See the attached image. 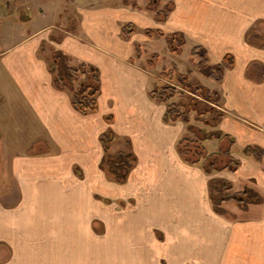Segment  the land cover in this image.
Wrapping results in <instances>:
<instances>
[{
  "label": "crops",
  "instance_id": "crops-1",
  "mask_svg": "<svg viewBox=\"0 0 264 264\" xmlns=\"http://www.w3.org/2000/svg\"><path fill=\"white\" fill-rule=\"evenodd\" d=\"M128 1L0 0V185L12 184L0 193V264H264V201L223 204L256 209L233 219L215 213L209 192L211 180H223L264 200V158L244 152L264 150V0H162V21ZM174 34L184 38L180 52L169 48ZM156 38L171 55L203 48L210 66L233 58L221 83L202 74L196 83L219 96L217 130L235 141L236 172L207 175L179 156L188 125L165 124L166 106L149 93L170 64L196 83L174 59L160 63ZM53 50L99 70L96 112L81 114L72 91L55 88ZM109 133L111 154L136 157L123 184L103 168L99 138ZM203 146L215 154L220 141Z\"/></svg>",
  "mask_w": 264,
  "mask_h": 264
},
{
  "label": "trees",
  "instance_id": "trees-1",
  "mask_svg": "<svg viewBox=\"0 0 264 264\" xmlns=\"http://www.w3.org/2000/svg\"><path fill=\"white\" fill-rule=\"evenodd\" d=\"M123 33L125 38H129L127 28L124 29ZM147 33L150 34L149 31ZM159 35L162 34L159 33ZM175 36L176 34L167 37L173 50L176 48H174L171 40ZM143 53L141 47L136 45V57L141 59ZM191 56L199 59L197 64L199 73L217 83L223 81L225 69H231L234 65L233 58L226 56L221 64L211 67L206 52L201 47L192 49ZM159 59V55H152L147 62V67H155ZM48 60L55 88L72 91V104L81 114L89 115L96 112L98 109L96 97L100 91L99 70L87 64L73 67L70 65L68 56L56 50L52 51V55ZM159 79L167 83H156L149 93V97L157 104L166 106L163 122L165 124L183 122L188 125V135L182 138L177 145V152L181 159L189 165L201 163L203 171L207 175L223 171L236 172L240 168L241 162L231 156V147L235 141L231 136L217 130L218 125L225 116V113L217 106L218 94L211 92L200 84L189 82L188 76L181 74L175 64L163 67ZM176 97L179 98V102L173 103L172 101ZM192 113L195 122L202 123L214 130L208 132L191 125L190 117ZM107 121L110 122L111 118H107ZM209 139L220 141L219 151L215 154H209L203 146V142ZM114 140L115 137L112 133L102 135L99 138L105 154L103 168L109 178L118 184H123L136 165V157L131 153L124 152L111 154V146ZM244 152L246 155L253 156L258 160L264 158V150L259 147H246ZM231 190L232 185L226 181L214 179L209 182L210 200L215 213L223 214L221 206L231 201L244 208L263 204V197L254 190L249 189L234 195L226 194V191Z\"/></svg>",
  "mask_w": 264,
  "mask_h": 264
},
{
  "label": "rangeland",
  "instance_id": "rangeland-1",
  "mask_svg": "<svg viewBox=\"0 0 264 264\" xmlns=\"http://www.w3.org/2000/svg\"><path fill=\"white\" fill-rule=\"evenodd\" d=\"M130 1V0H129ZM128 1V2H129ZM161 1L162 0H139V2H141L142 4H144L143 6L146 7L147 11L153 15H157V17L159 18V20H164L165 17H166V14H167V7L165 6H162L161 5ZM132 4V2H130ZM166 5V4H164ZM162 36V35H161ZM255 38V37H253ZM251 38V39H253ZM173 42V45H174V51L172 49V47H169L171 52H178L179 50L181 51L182 47H183V44H184V38L183 36H180V35H176L175 38L173 40H171ZM155 43L154 45V48L157 49L158 53H160L162 56H161V61L160 63H165V62H168L170 61V59H174L176 61V63L179 65V67L183 68V70L187 73V74H191V78L193 79V82H200V81H203V83H205V79H202V76L200 75V73L198 72L199 70H197V64L199 62V59L198 58H193L192 56H190V45H186L184 48H183V52L179 55H171L169 54L170 52H168V48H165L164 47V43L163 41L160 39H155L151 45ZM258 44L260 45H264V39L262 40H259V42H257ZM142 47L144 48V44L142 43L141 44ZM170 46V45H169ZM145 49V48H144ZM148 50V48H147ZM145 50V51H147ZM178 50V51H177ZM179 51V52H180ZM148 53V52H147ZM167 54V55H166ZM52 55V54H51ZM192 57V58H191ZM171 62V61H170ZM79 67V66H78ZM211 67H215V66H211ZM253 75V73H252ZM163 81V82H162ZM156 82L159 83V84H162V83H167L166 81L164 80H158V78L156 79ZM196 83V84H197ZM173 103H178L179 102V98L176 97L175 99H173L172 101ZM218 102H219V99H218ZM219 108L221 107L219 104L217 105ZM191 115L194 116V114L192 113ZM191 118V117H190ZM195 121V120H194ZM195 125L193 126H197V127H200L202 130H205V131H212L214 130L213 128H210V127H207L205 125H203L202 123H194ZM7 137H8V140L12 139L13 141H17V138L18 137H15V136H12V132H8L7 134ZM4 139H7L6 137L0 135V146H1V141L4 140ZM39 147H35L33 146L32 147V151L34 150H38ZM3 153L0 151V158H1V155ZM0 162H1V159H0ZM2 165L4 164H0V175L1 173L3 174V171L2 170ZM9 170H6V175L9 176ZM1 177V176H0ZM1 184V183H0ZM12 187V184H6V186H3V185H0V193H4V190L7 189L9 187V189ZM246 190H249V189H246ZM245 191V190H244ZM235 193H238V192H233V191H226V194H229V195H234ZM234 201H231L230 203H233ZM252 206V205H251ZM232 209V212H230L229 209H223L222 208V211L225 213L226 217L227 218H236L237 216H247V215H255L254 212L256 209H254L252 211L251 214H248V211H244V213L242 212H239V213H236L237 212V208L233 205L230 206ZM250 207V206H249ZM251 208V207H250ZM250 210V209H249ZM259 210L258 209V212L259 213ZM235 212V213H233Z\"/></svg>",
  "mask_w": 264,
  "mask_h": 264
}]
</instances>
